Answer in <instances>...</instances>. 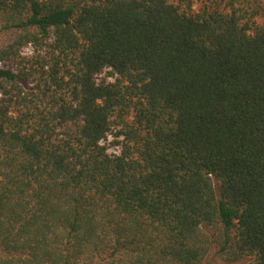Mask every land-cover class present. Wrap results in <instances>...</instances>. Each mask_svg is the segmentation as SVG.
Returning <instances> with one entry per match:
<instances>
[{
	"label": "trees",
	"instance_id": "obj_1",
	"mask_svg": "<svg viewBox=\"0 0 264 264\" xmlns=\"http://www.w3.org/2000/svg\"><path fill=\"white\" fill-rule=\"evenodd\" d=\"M0 0V264H264V0Z\"/></svg>",
	"mask_w": 264,
	"mask_h": 264
},
{
	"label": "rangeland",
	"instance_id": "obj_2",
	"mask_svg": "<svg viewBox=\"0 0 264 264\" xmlns=\"http://www.w3.org/2000/svg\"><path fill=\"white\" fill-rule=\"evenodd\" d=\"M202 0H196L194 2V10H198L201 8ZM258 22L260 24H263V19H259ZM247 259H243L238 262H225L216 252V249L214 247H211L209 252L206 254L203 264H248Z\"/></svg>",
	"mask_w": 264,
	"mask_h": 264
}]
</instances>
